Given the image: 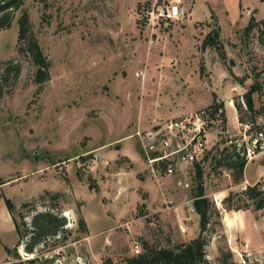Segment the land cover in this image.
Segmentation results:
<instances>
[{"label":"rangeland","instance_id":"1","mask_svg":"<svg viewBox=\"0 0 264 264\" xmlns=\"http://www.w3.org/2000/svg\"><path fill=\"white\" fill-rule=\"evenodd\" d=\"M171 1L24 0L11 26L0 30V74L9 60L20 64L0 97V178L8 180L1 192L21 212L31 209L21 207L24 202L39 210L54 203L71 230L63 245L49 249L53 241L46 243L38 254L45 264H115L135 254V244L141 252L142 241L173 246L197 236L195 163L154 175L148 156L160 146L144 141L143 130L160 118L206 107L214 94L224 103L237 101L254 81L262 85L254 105H264V0H182L186 11L180 19H146V8ZM22 9L50 61L41 90L33 81L36 66L18 51ZM250 17L252 27L245 31ZM216 26L225 59L215 47L202 45ZM224 113V122L211 119L207 149L197 161L205 195L215 204L205 231L207 261L264 264V208L229 209L248 201L242 193L247 185L259 182L264 188V149L252 154L257 156L247 166L248 180L243 175L238 183L211 158L234 146L247 164L246 149L264 115L242 108V122L228 127L232 118L225 107ZM249 121L253 125L245 129ZM262 132L264 140V127ZM134 154L139 158L133 165L127 156ZM230 192L232 198L223 202ZM79 218L84 233L78 231ZM16 241L0 199V264L9 258L5 247Z\"/></svg>","mask_w":264,"mask_h":264},{"label":"trees","instance_id":"2","mask_svg":"<svg viewBox=\"0 0 264 264\" xmlns=\"http://www.w3.org/2000/svg\"><path fill=\"white\" fill-rule=\"evenodd\" d=\"M24 0H10L9 2L0 5V30L6 29L11 26L14 19V13L22 6ZM250 17L249 22L244 27L245 31H249L252 27V20ZM18 33L17 43H21L18 47L19 52H24L36 66L33 76V81L38 84V90L42 89L43 83L50 77V61L43 53L37 37L32 31V25L29 20V14L25 9H22L18 19ZM219 27L216 26L208 34V37L203 42L204 46H213L217 49L222 59L226 58L225 52L220 43ZM205 43V44H204ZM203 46V47H204ZM12 73L13 77H17L20 73V64L9 60L4 71L0 74V97L4 93V85L8 76ZM1 79L3 80L1 83ZM242 82V80H241ZM262 85L260 82L254 81L248 88L241 94L240 99L234 101V106L238 114V120L242 122L241 111L245 108L252 116L264 115V105L257 108L254 105L253 94L255 92L261 93ZM204 110L207 114L208 120L220 118L222 122L225 121L224 104L222 101L217 100L215 94L213 95L212 102L206 107L200 109ZM250 128L253 121H249ZM264 124L257 125L258 133H263ZM252 135L251 137H255ZM258 151V149H256ZM153 154V153H152ZM209 153L205 155V159ZM216 166H222L231 171L232 179L235 183L243 179V172L246 164V157L244 154L241 156L234 149L225 146L220 152L211 156ZM264 164V160H263ZM196 166V190L193 194V208L199 216V233L197 236L192 237L186 241L179 242L173 246H153L147 241H142V251L126 256L115 264H208L205 245L207 244V237L205 231L209 223L210 211L215 209V204L208 196L205 195L202 183V170L199 162L195 163ZM7 179L0 178V186L7 182ZM90 187H94L92 182H89ZM243 195L246 197L247 202L237 204L235 207L228 206L229 209H246L252 207L259 210L264 208V188H261L259 182L252 185H247L243 190ZM232 198L230 192L223 198L226 202ZM0 199L5 203L8 213L13 222L17 241L13 247H5L7 258L5 264H45L46 259L42 255H38L44 250L46 243L49 240L53 244L49 249H54L63 245L71 233L67 226V218L62 215L61 211L56 208L54 203L46 205L44 209H37L32 202H24L20 206H30L31 209L27 212L17 210L16 203L1 192ZM78 231L84 233L86 230L85 222L82 218L77 221ZM18 248L22 252L27 253L30 257L23 258L18 252ZM110 262L109 260H107ZM107 263V262H106ZM111 264V263H109Z\"/></svg>","mask_w":264,"mask_h":264},{"label":"built area","instance_id":"3","mask_svg":"<svg viewBox=\"0 0 264 264\" xmlns=\"http://www.w3.org/2000/svg\"><path fill=\"white\" fill-rule=\"evenodd\" d=\"M185 7L182 0H172L165 6L146 8V19L150 22L167 21L170 19H180L185 15ZM211 119L208 120L204 110H197L191 114H184L178 117L166 118L157 121L153 129L147 131L144 137L152 139L153 143L158 142L159 146L151 154L148 162L155 175L166 176L174 173L180 163L192 164L202 158L207 149V127ZM245 129L250 128L246 123ZM140 135V133H138ZM252 148H247L248 157L254 155L256 149H264V140L261 133L251 139ZM152 147V146H151ZM183 231V227L180 226ZM135 254L140 252L137 244L133 247ZM25 258L27 256H24Z\"/></svg>","mask_w":264,"mask_h":264},{"label":"crops","instance_id":"4","mask_svg":"<svg viewBox=\"0 0 264 264\" xmlns=\"http://www.w3.org/2000/svg\"><path fill=\"white\" fill-rule=\"evenodd\" d=\"M243 93V92H242ZM224 103V102H223ZM224 107H225V109H226V111H228V113L230 114V116H231V118H232V120H230V118H228V120H227V126L228 127H231V125H233V127L234 126H236V122L238 123V114H237V111H236V108H235V106H234V102L232 101V99H230L229 101H227V102H225L224 103ZM202 106H197L196 108H201ZM184 112H187V111H181L180 113H178V114H181V113H184ZM177 115V114H176ZM174 117V115H170L169 117H167V118H173ZM162 118H160L159 120H161ZM159 120H156L155 122H153V123H151L150 124V127H147L146 129H144L143 131H150V128L152 127V125L154 124H156L157 123V121H159ZM138 131V130H137ZM146 139L144 140V141H151L152 142V139H150V138H148V137H145ZM153 154H154V152H153ZM258 154H260V153H258ZM256 156L257 155H255L254 157H252L248 162H247V164H245V168H244V172H243V175H244V179L247 181L248 180V178H247V166H248V164L250 163V161H252V159H256ZM129 159H130V161H131V163H133V165H134V163H135V161H136V158L135 157H137V158H139V156H138V154H134L132 157H129V156H127ZM180 165H187V164H184V163H180ZM182 226V225H181ZM113 227V225L112 226H110V227H107V229H109V228H112ZM183 227V226H182ZM183 232L185 231V229L186 228H184L183 227ZM100 232V231H99ZM193 236V235H192ZM192 236H188V238H190V237H192Z\"/></svg>","mask_w":264,"mask_h":264},{"label":"water","instance_id":"5","mask_svg":"<svg viewBox=\"0 0 264 264\" xmlns=\"http://www.w3.org/2000/svg\"><path fill=\"white\" fill-rule=\"evenodd\" d=\"M10 0H0V5H3V4H5V3H7V2H9ZM66 214H67V216H71V212L70 211H67L66 212ZM72 222V218L70 217L69 218V223H71ZM24 256H27V257H30L27 253H25V252H23L22 253Z\"/></svg>","mask_w":264,"mask_h":264}]
</instances>
